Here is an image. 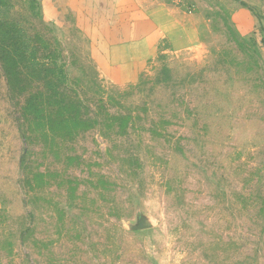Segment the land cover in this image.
I'll return each mask as SVG.
<instances>
[{
	"label": "rangeland",
	"instance_id": "obj_1",
	"mask_svg": "<svg viewBox=\"0 0 264 264\" xmlns=\"http://www.w3.org/2000/svg\"><path fill=\"white\" fill-rule=\"evenodd\" d=\"M118 4L0 0V264H264V0Z\"/></svg>",
	"mask_w": 264,
	"mask_h": 264
},
{
	"label": "crops",
	"instance_id": "obj_2",
	"mask_svg": "<svg viewBox=\"0 0 264 264\" xmlns=\"http://www.w3.org/2000/svg\"><path fill=\"white\" fill-rule=\"evenodd\" d=\"M68 1V0H67ZM93 0H69L70 3L76 5L77 7H80L81 5L87 6L88 8L89 4H91ZM119 0H109L107 3V6L112 5V8L110 10L106 6L105 8L102 5V0H100V5H97L95 7V11L92 17H98L100 19H103L102 21H98L96 24L100 30H102V37L101 41L104 44H107L108 46V56H104V60H106V70L108 74L114 75V72L119 66L118 63V57H126L127 60L135 61L139 58H144L147 56L152 55L154 52L156 46L161 42L165 40L171 39L174 44V38L176 35L173 30L170 29V26H178L180 35H183V25L178 22V19H176L175 15H173L170 10L164 6V5H156V6H131V7H123L120 8V5L118 4ZM130 3H134V0H127ZM94 2H97V0H94ZM114 2V3H113ZM85 3V5H84ZM109 4V5H108ZM96 11H98L97 14ZM137 11V12H136ZM127 14L132 17L134 20V14L141 13V22L149 21L152 23L153 28H150V31H148L145 36L143 37H131L126 43L118 44L116 42H112L111 39V26L114 23V19L116 17H119L121 14ZM129 21L132 22L130 19ZM100 24L102 25V28L99 27ZM104 25V27H103ZM127 25H130V22L127 21ZM101 34V33H100ZM100 40V38H99ZM122 46H128L126 48H140L137 52H128L123 55H119L118 52L120 48H123ZM100 56V55H99ZM107 58V59H105ZM115 66V67H113Z\"/></svg>",
	"mask_w": 264,
	"mask_h": 264
}]
</instances>
